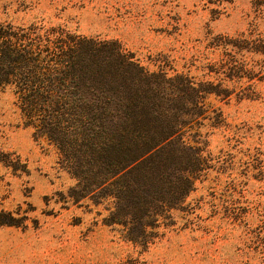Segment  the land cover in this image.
Returning <instances> with one entry per match:
<instances>
[{"label":"rangeland","instance_id":"rangeland-1","mask_svg":"<svg viewBox=\"0 0 264 264\" xmlns=\"http://www.w3.org/2000/svg\"><path fill=\"white\" fill-rule=\"evenodd\" d=\"M0 26L115 41L148 72L193 80L203 112L186 134L194 186L139 242L131 205L159 185L118 203L82 191L0 88V264H264V0H0Z\"/></svg>","mask_w":264,"mask_h":264},{"label":"trees","instance_id":"trees-1","mask_svg":"<svg viewBox=\"0 0 264 264\" xmlns=\"http://www.w3.org/2000/svg\"><path fill=\"white\" fill-rule=\"evenodd\" d=\"M7 87L25 124L58 148L82 191L118 203L141 180L159 185L131 205L137 220L146 218L132 240L145 241L192 190L202 160L186 134L203 112L190 78L150 73L119 43L61 26H0V88Z\"/></svg>","mask_w":264,"mask_h":264},{"label":"snow or ice","instance_id":"snow-or-ice-1","mask_svg":"<svg viewBox=\"0 0 264 264\" xmlns=\"http://www.w3.org/2000/svg\"><path fill=\"white\" fill-rule=\"evenodd\" d=\"M4 210H6V209L0 210V211H4Z\"/></svg>","mask_w":264,"mask_h":264}]
</instances>
